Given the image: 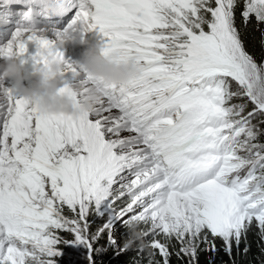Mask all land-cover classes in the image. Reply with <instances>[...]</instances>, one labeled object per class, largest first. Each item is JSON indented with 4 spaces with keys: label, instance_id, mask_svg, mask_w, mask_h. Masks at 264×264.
Masks as SVG:
<instances>
[{
    "label": "snow or ice",
    "instance_id": "1",
    "mask_svg": "<svg viewBox=\"0 0 264 264\" xmlns=\"http://www.w3.org/2000/svg\"><path fill=\"white\" fill-rule=\"evenodd\" d=\"M27 2L0 56L28 53L27 34L42 66L57 40L27 25L37 7L58 9L71 13L64 29H98L106 56H136L143 72L101 82L106 98L80 117L42 112L0 82V264H62L66 249L83 264L109 249H147L148 264H170L174 249L199 264L217 239L229 256L254 228L264 241V60L244 39L254 28L264 45V0ZM93 218L104 221L95 230Z\"/></svg>",
    "mask_w": 264,
    "mask_h": 264
},
{
    "label": "clouds",
    "instance_id": "2",
    "mask_svg": "<svg viewBox=\"0 0 264 264\" xmlns=\"http://www.w3.org/2000/svg\"><path fill=\"white\" fill-rule=\"evenodd\" d=\"M57 14L59 10L57 9ZM23 27V26H22ZM35 28L36 24L27 25ZM42 30V29H41ZM58 42L61 47L67 42L77 40L88 46L79 59L71 61L78 70L83 71L90 77L87 90L84 85L69 84L65 91L61 81L66 71L68 59L64 52L56 47H49L43 52L45 63L35 67L28 73L25 62L16 55H3L0 58V82L8 79L13 81V89L17 90L23 98L36 105L45 113H66L73 117L91 113L97 105L106 98L104 84L128 83L143 72V64L136 56L119 59V54L112 52L105 55L101 43H89L83 34H76L73 30H59ZM34 77V79H32ZM26 79H32L30 86L23 83ZM139 236V233H136Z\"/></svg>",
    "mask_w": 264,
    "mask_h": 264
},
{
    "label": "trees",
    "instance_id": "3",
    "mask_svg": "<svg viewBox=\"0 0 264 264\" xmlns=\"http://www.w3.org/2000/svg\"><path fill=\"white\" fill-rule=\"evenodd\" d=\"M239 23V19H238ZM244 39L246 42L247 49L254 57L258 60H264V45L261 44V33L260 31L249 28L244 33ZM236 102V101H233ZM261 127H264L262 125ZM260 140L264 141V134L260 136ZM96 225V224H95ZM94 225L93 229L96 228ZM151 235L144 239V243H148L151 240ZM162 242L164 241L163 236L159 237ZM218 251L213 253L211 251H201L199 254V264H264V252L261 251V246L264 245V241H261L258 234V229H253L249 232L247 240H242L239 249L234 245L232 256H229L222 247L223 242L219 239L216 240ZM250 246L249 252L245 254L243 252L244 247ZM135 248V246H133ZM176 247H179L176 245ZM204 245H201L203 248ZM147 249L143 253H137L136 251H128L122 254H116L112 249H109L104 255L99 257L102 264H148ZM157 260L161 257L159 254L156 256ZM170 264H181V261L177 259L174 254L171 257Z\"/></svg>",
    "mask_w": 264,
    "mask_h": 264
},
{
    "label": "rangeland",
    "instance_id": "4",
    "mask_svg": "<svg viewBox=\"0 0 264 264\" xmlns=\"http://www.w3.org/2000/svg\"><path fill=\"white\" fill-rule=\"evenodd\" d=\"M236 85L235 83L233 82V88L235 89ZM260 119H264V118H257V121L260 120ZM257 121H254V122H257ZM118 187V186H117ZM127 200V197H122L120 200L116 201V207H123L125 202ZM141 209H137V211H140ZM95 220V223L93 224V227L94 225L97 227L98 225L102 224L104 221L103 219L101 218H93ZM95 230V228L93 229ZM125 229L123 227H121L120 224H117L116 225V232H115V235L117 236L118 240L121 238L122 234L124 233ZM105 241L102 240L101 243H104ZM66 251L70 254L66 257L63 258L62 260V264H69L70 261L72 260H76L77 261V264H83V261L82 260H79L78 259V255L77 253H73V251L71 249H66Z\"/></svg>",
    "mask_w": 264,
    "mask_h": 264
}]
</instances>
